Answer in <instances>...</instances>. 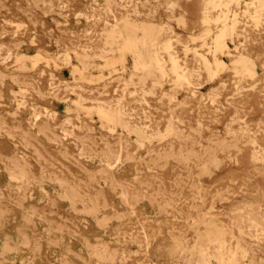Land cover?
Instances as JSON below:
<instances>
[{"label": "rangeland", "instance_id": "rangeland-1", "mask_svg": "<svg viewBox=\"0 0 264 264\" xmlns=\"http://www.w3.org/2000/svg\"><path fill=\"white\" fill-rule=\"evenodd\" d=\"M0 264H264V0H0Z\"/></svg>", "mask_w": 264, "mask_h": 264}]
</instances>
